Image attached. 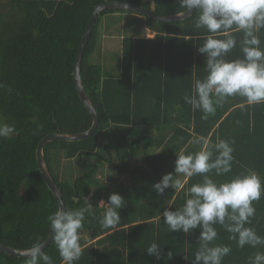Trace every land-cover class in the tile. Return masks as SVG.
I'll return each mask as SVG.
<instances>
[{
	"label": "trees",
	"instance_id": "obj_1",
	"mask_svg": "<svg viewBox=\"0 0 264 264\" xmlns=\"http://www.w3.org/2000/svg\"><path fill=\"white\" fill-rule=\"evenodd\" d=\"M109 2L136 4L162 17L185 12L180 0H0V85H4L0 125L14 126L18 133L11 139L0 137V244L24 250L51 233L48 217L59 204L40 173L37 147L47 135H74L92 126L73 71L95 7ZM116 14L140 17L139 27L132 28L133 36H123L115 53L116 65L104 70L93 60L100 48L99 30L103 17ZM197 16L194 12L184 21L158 23L128 11L110 10L97 19L84 53L81 79L99 115V126L86 140L55 141L44 149L47 169L61 189L66 210L85 207L84 198L93 205L81 233L85 251L76 264H191L184 256L194 260L200 230L189 235L173 233L162 213L183 207L190 198L185 193L204 177L194 176L183 191L169 188L163 196L154 191V185L164 175L175 174L182 151L201 150V145L190 143L195 138H210L213 144L235 141L232 172L210 175L218 184L248 170L264 182V105L242 111L238 105L245 101L236 97L205 121L204 113L193 111L184 100L185 94L194 93L193 76L204 79L208 74L206 57L198 47L209 33L196 28ZM259 36L264 49V30ZM236 38L237 47L228 60L243 58L242 36ZM112 194L121 195L126 206L119 210L121 225L104 229L100 221L105 208L99 202H108ZM254 207L256 216L246 227L264 238V197ZM215 227L218 239L212 246L232 249L222 264H249L255 253H264V245L241 249L238 238L233 241L224 227ZM153 243L163 248L159 260L147 254ZM169 251L174 253L171 260ZM45 252L53 264H63L54 240ZM0 264H25V258L0 252Z\"/></svg>",
	"mask_w": 264,
	"mask_h": 264
},
{
	"label": "clouds",
	"instance_id": "obj_2",
	"mask_svg": "<svg viewBox=\"0 0 264 264\" xmlns=\"http://www.w3.org/2000/svg\"><path fill=\"white\" fill-rule=\"evenodd\" d=\"M180 6L185 9L182 15L197 12L196 28L206 29L209 33L203 46L198 47V52L206 57L208 74L204 79L193 76L194 93L185 94V102L193 111L201 110L205 121L236 97L245 101L238 105L242 111L248 106L264 105V49L259 36L264 30V0H180ZM237 34L242 36L239 44L243 58L228 60L227 56L237 47ZM2 87L4 85H0ZM13 135H18L14 126L0 125V137L11 139ZM190 143L201 145V150L193 154L182 151L175 162V174L164 175L154 185V191L163 196L169 188L183 191L187 180L194 176L204 177L202 183L191 186L185 193L190 198L183 207L175 211L167 208L162 213V219L173 233L189 235L193 230H200V247L194 260L187 255L184 259L191 260V264H222L232 249L230 246H212L218 239L217 224L232 234L231 240L238 238L241 249L246 245L252 248L264 245V238L254 228L246 227L256 216L254 204L264 197V182L259 174L248 170L246 175L218 184L210 175L232 172L235 141L218 140L213 144L210 138L201 136ZM84 201L85 207L77 210L60 208L48 217L52 239L63 264H76L85 251L81 233L86 214L93 213V205L90 198H84ZM99 206L105 208L100 221L102 227L118 228L122 222L119 210L126 206L125 199L112 194L108 202L101 200ZM45 244L40 240L22 250L20 254L25 258V264H53L52 257L44 251ZM147 254L159 260L163 257V248L153 243ZM173 256L172 251L167 253L169 260ZM249 264H264V253H255L254 258H249Z\"/></svg>",
	"mask_w": 264,
	"mask_h": 264
},
{
	"label": "water",
	"instance_id": "obj_3",
	"mask_svg": "<svg viewBox=\"0 0 264 264\" xmlns=\"http://www.w3.org/2000/svg\"><path fill=\"white\" fill-rule=\"evenodd\" d=\"M110 10L128 11V12L135 13V14H138V15L143 16V17H148V18H150V19H152L158 23H174V22H178V21H184V20L190 18L194 13L193 12V13H189V14H185V15H182V13H181V14H177V15L162 17V16L155 15L152 11L148 10L147 8H145L143 6H139V5L127 3V2H109V3L99 4L95 7L93 15L89 21V24L87 25V27L85 29V32L83 34L80 46L78 48L75 66H74V71H73V77L75 80L76 90H77L78 95H79L81 101L83 102L84 106L86 107V109L89 111V113L92 116V119H93L92 126L88 131L83 132V133H79V134H74V135L51 134V135H47L38 145L37 152H36V158H37V163L39 166L40 173H41L48 189L51 191V193L57 199L58 204H59V209L63 208L66 210V205H65L64 200H63L61 189L54 182V180L52 179V177H51V175L47 169V166L45 163V158H44V149L48 143L55 142V141L79 142V141L86 140V139L90 138L96 132V130L99 126V123H100L99 115H98L94 105L90 101V99H89V97H88V95L84 89L83 83H82L81 66H82V61L84 58V53H85L86 47L88 45L92 31L96 26V22H97L99 15L105 11H110ZM183 13H185V12H183ZM52 235L53 234L51 231V233L49 234L47 239L44 241L46 243L44 246V251H46V249L51 245V243L53 241ZM0 252L4 253L6 255H9V256H14L17 258H24L20 254L22 252V250L13 249V248L7 247L3 244H0Z\"/></svg>",
	"mask_w": 264,
	"mask_h": 264
},
{
	"label": "rangeland",
	"instance_id": "obj_4",
	"mask_svg": "<svg viewBox=\"0 0 264 264\" xmlns=\"http://www.w3.org/2000/svg\"><path fill=\"white\" fill-rule=\"evenodd\" d=\"M125 15H126V19L116 18L111 16H105L102 19V25H101L102 28H100L99 30L100 48L98 52L95 54L93 60H95V63L97 65H100L102 68H104V70L105 68L111 70V68L114 65H116L115 57L113 56V54L116 53V51L120 48L122 36H126V35L133 36L131 31H133L134 28L137 29L139 27L138 19L140 17H137L136 15L133 16V14H125ZM141 19L145 20L143 17ZM106 47L109 49H107ZM88 162L91 163V160H88ZM94 162L95 161L92 160V163ZM180 178L184 179L183 177ZM107 183H109V181H107ZM125 185L128 188H130L131 186V184L129 182L127 183V181H125Z\"/></svg>",
	"mask_w": 264,
	"mask_h": 264
},
{
	"label": "crops",
	"instance_id": "obj_5",
	"mask_svg": "<svg viewBox=\"0 0 264 264\" xmlns=\"http://www.w3.org/2000/svg\"><path fill=\"white\" fill-rule=\"evenodd\" d=\"M111 17H116V18H123V19H126V15L125 14H116V15H110ZM149 37H151V35H149ZM122 38H123V36H122ZM121 38V39H122ZM121 42H122V40H121ZM107 48V47H106ZM107 49H109V48H107ZM113 56L114 57H116L115 56V53L113 54Z\"/></svg>",
	"mask_w": 264,
	"mask_h": 264
}]
</instances>
